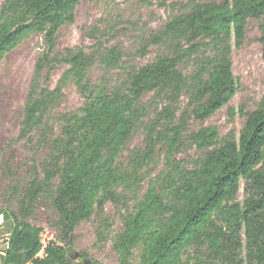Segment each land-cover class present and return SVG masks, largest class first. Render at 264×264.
I'll use <instances>...</instances> for the list:
<instances>
[{
    "label": "trees",
    "instance_id": "1",
    "mask_svg": "<svg viewBox=\"0 0 264 264\" xmlns=\"http://www.w3.org/2000/svg\"><path fill=\"white\" fill-rule=\"evenodd\" d=\"M75 1L5 0L0 7V60L27 33L43 35L21 137L37 134L36 144L46 147V158L40 173L30 176L19 205L24 219V204L45 201L57 216L59 231L39 259L35 257L42 247L38 231L16 221L8 249L0 252L1 264H23V259L26 264H66L72 233L97 215L106 200L117 198L112 189L129 185L131 179L137 182L158 145L166 146L170 154L183 143H190L200 154L188 163L167 159L158 175L159 190L148 188L131 213L122 217L114 250L123 258L139 250L142 264H181L189 247L206 246L215 256L243 252L245 264H264V98L245 114L237 139L221 138L209 128L186 129L189 120L203 122L235 94L229 41L231 35L239 40L246 20H261L264 51V0L189 9L148 38L147 45L161 50L138 67H123V56L114 48L61 56L54 37L58 26L69 19ZM201 46L209 54L197 60L193 72L183 74L180 64ZM62 62L75 71L83 103L78 110L60 115V129L54 135L47 119L58 94L50 90L49 82L53 66ZM95 62L106 71L117 70L122 78L94 80L90 69ZM183 96L187 104L177 116L176 105ZM138 131L144 134L143 147L122 159ZM240 180L249 186L242 203L233 199Z\"/></svg>",
    "mask_w": 264,
    "mask_h": 264
},
{
    "label": "rangeland",
    "instance_id": "2",
    "mask_svg": "<svg viewBox=\"0 0 264 264\" xmlns=\"http://www.w3.org/2000/svg\"><path fill=\"white\" fill-rule=\"evenodd\" d=\"M233 1L76 0L69 11V19L57 28L55 48L63 57L79 52L91 53L97 48H114L123 56V67H138L151 62L160 52L158 45H147L146 41L166 22L193 7ZM4 2L0 0V7ZM260 24L259 19H248L239 40L231 35L228 58L237 82L233 97L203 122L189 120L186 129L197 131L199 128H209L221 138L237 139L245 122V114L255 110L264 98V51L260 42ZM43 46V35L31 31L0 60V252L8 249L11 231L16 221H19L38 231L39 241L45 245L35 256L39 259L45 256L49 242L57 239V216L48 203L41 201L30 206L24 204L27 211L23 219L19 203L30 176L34 172L40 173L41 164L46 158V147L36 144L37 134L21 137V121L29 87ZM143 49L145 55H141ZM196 51L180 64L179 69L183 74L193 72L197 60L209 54L208 48L203 46ZM53 67L49 87L57 92L58 101L47 121L52 134L57 135L61 125L60 115L78 110L83 100L78 93L75 71L71 66L62 62ZM90 76L94 80L104 78L110 82L122 78L117 70L106 71L98 62L92 65ZM43 82L44 77L40 80V83ZM148 98L149 95H146L143 100L147 101ZM186 104V96L181 97L176 105L179 108L177 116H180ZM143 145L144 134L138 131L132 136L121 158ZM199 154L190 143H183L170 154L166 146L158 145L147 158V165L142 170L143 176L138 177L137 182L131 179L129 185H119L112 189L117 198L114 201L106 200L98 216H91L74 230L72 243L68 246V259L75 253L79 256L72 260V264H82L83 261L97 264H142L141 251L134 250L131 255L123 258L113 248L114 236L122 229V217L131 213L135 202L148 188L154 192L159 190L158 175L164 171L168 158L188 163ZM248 193V183L240 180L233 199L242 203ZM232 253L224 251L215 256L206 246L198 249L191 246L181 256V264H198L199 261L200 264H245L243 252Z\"/></svg>",
    "mask_w": 264,
    "mask_h": 264
},
{
    "label": "water",
    "instance_id": "3",
    "mask_svg": "<svg viewBox=\"0 0 264 264\" xmlns=\"http://www.w3.org/2000/svg\"><path fill=\"white\" fill-rule=\"evenodd\" d=\"M78 256H79V254L75 253L72 258L67 259L66 264H72V260L76 259ZM23 264H26V259H23ZM82 264H90V262L89 261H83Z\"/></svg>",
    "mask_w": 264,
    "mask_h": 264
},
{
    "label": "built area",
    "instance_id": "4",
    "mask_svg": "<svg viewBox=\"0 0 264 264\" xmlns=\"http://www.w3.org/2000/svg\"><path fill=\"white\" fill-rule=\"evenodd\" d=\"M41 246H42V247H41L40 251L43 250V249L45 248V245H41Z\"/></svg>",
    "mask_w": 264,
    "mask_h": 264
},
{
    "label": "crops",
    "instance_id": "5",
    "mask_svg": "<svg viewBox=\"0 0 264 264\" xmlns=\"http://www.w3.org/2000/svg\"><path fill=\"white\" fill-rule=\"evenodd\" d=\"M0 264H1V261H0Z\"/></svg>",
    "mask_w": 264,
    "mask_h": 264
}]
</instances>
